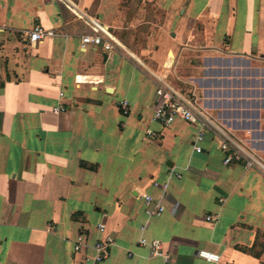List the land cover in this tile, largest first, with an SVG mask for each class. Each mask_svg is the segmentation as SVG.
<instances>
[{"label": "crops", "instance_id": "obj_1", "mask_svg": "<svg viewBox=\"0 0 264 264\" xmlns=\"http://www.w3.org/2000/svg\"><path fill=\"white\" fill-rule=\"evenodd\" d=\"M161 82L264 164V0H0V264H264V170L156 121Z\"/></svg>", "mask_w": 264, "mask_h": 264}, {"label": "built area", "instance_id": "obj_2", "mask_svg": "<svg viewBox=\"0 0 264 264\" xmlns=\"http://www.w3.org/2000/svg\"><path fill=\"white\" fill-rule=\"evenodd\" d=\"M28 40L31 43L41 42L47 37H55L59 34L55 29H47L41 25H36L31 30L26 31ZM83 43L102 45L105 49H111L112 45L106 42L101 35H83ZM157 92L161 97L158 104L154 119L164 125H170L176 119H182L191 124L197 125L199 128L196 136L194 149L196 152L204 150L203 143L207 138L208 131L213 132L218 141V148L224 152V164L231 165L233 163H243L246 168L256 167L264 170V164L258 159L256 153L251 148H244L230 137L228 132L217 123L216 119L208 113V111L198 102V98L194 91L180 92L165 82H161L157 87ZM124 113L129 111V101L122 102ZM63 106L54 109L59 113L63 111ZM157 185V183H155ZM146 202V214L148 217H158L165 211V206L160 200H156L152 195H144ZM208 219H214L209 217ZM100 232L105 231V227L99 225ZM85 236H81L76 251H79L84 244ZM142 245L150 246L153 255H164L168 259V255L164 253V245L160 240H148L142 237L139 241ZM115 242L112 239L107 241L100 239L95 248L97 250L96 259L102 260L109 256V247ZM197 256L204 259L207 264H221V256L208 250H200Z\"/></svg>", "mask_w": 264, "mask_h": 264}]
</instances>
